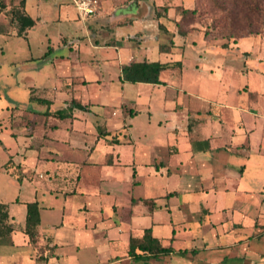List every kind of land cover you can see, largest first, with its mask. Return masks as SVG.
I'll use <instances>...</instances> for the list:
<instances>
[{"label":"crops","instance_id":"crops-1","mask_svg":"<svg viewBox=\"0 0 264 264\" xmlns=\"http://www.w3.org/2000/svg\"><path fill=\"white\" fill-rule=\"evenodd\" d=\"M18 1L5 0L0 35L26 42L24 84L40 110L14 104L0 119V185L14 190L7 201L0 191L12 228L0 264H263L264 143L253 135L264 113L242 92L234 106L226 91L208 101L180 85L184 45L198 33L210 41L177 33L184 0H93L84 21L73 0H25L35 24L24 38L6 14ZM142 61L167 65L160 84L123 81L122 68ZM33 202L36 245L22 231ZM145 230L171 251L130 253Z\"/></svg>","mask_w":264,"mask_h":264},{"label":"rangeland","instance_id":"rangeland-1","mask_svg":"<svg viewBox=\"0 0 264 264\" xmlns=\"http://www.w3.org/2000/svg\"><path fill=\"white\" fill-rule=\"evenodd\" d=\"M180 1L165 0L163 3L173 5ZM184 2L185 6L195 10V15L188 18V24L194 27L193 32H200L203 35L206 31L210 41L206 42L198 33L191 36L195 44L184 45L181 59L184 69L179 71L180 85L187 90L199 92L200 96L208 101L214 100L217 90L226 91L228 104L234 106L240 104L239 93L242 92L247 99L244 104H249L252 111L264 113V0H184ZM40 35L37 34L29 42L33 50L34 46L40 45L42 41L45 43ZM229 35L243 39H239L236 44L231 43V46L235 45L233 48H220ZM25 45L23 39L17 37L9 39L5 35H0V119L6 118L7 111H11L14 104L20 108L40 110L39 104L29 100L30 94L24 84L26 68L23 67L22 61L27 57L20 49ZM177 52L179 51H175L174 55H177ZM244 52L248 53V57L244 56ZM33 54H38L37 49ZM165 70L167 68L163 71ZM163 75L170 77L167 71ZM244 86H247V90L243 92ZM163 91L162 88L153 91L157 95H153L152 103H155V98L161 96ZM32 94L38 93L34 90ZM155 104L159 105L157 101ZM201 104L208 107L206 103ZM158 108L156 106V109ZM260 122L258 124L263 133H260V129L254 133L255 144L261 134L264 143V119H260ZM13 176L16 179L18 174L15 172ZM0 187H2L0 191L3 190L5 193L3 198L6 201L14 197L13 188L1 185ZM0 249L7 254V247L2 246ZM81 256L83 261L88 259L87 253H82ZM69 259L70 256L64 258L62 263L69 264Z\"/></svg>","mask_w":264,"mask_h":264},{"label":"trees","instance_id":"trees-1","mask_svg":"<svg viewBox=\"0 0 264 264\" xmlns=\"http://www.w3.org/2000/svg\"><path fill=\"white\" fill-rule=\"evenodd\" d=\"M6 10L5 0H0V11ZM175 16L174 18L175 27L177 33L180 36L185 37L188 33L194 31V27L188 24V18L195 15L194 9H187L183 6L174 7ZM153 12L155 18L159 19L162 16L167 15L168 7H153ZM6 14L10 17L11 27L16 31L18 37L24 38L26 36L27 30L32 28L35 21L31 19L25 12V0H19L18 4L12 6ZM176 19V20H175ZM186 25H189L186 26ZM205 39H209V35L206 31L203 34ZM243 39V38H239ZM237 38L229 35L226 37V42L222 43L221 48L227 49L231 43L236 44L239 40ZM167 67L166 64L159 62H134L126 65L122 68V79L128 83H148V84H160L159 76L160 73ZM8 212L7 206L5 204H0V238H2L5 233L9 234L12 231L10 225L7 224ZM39 225V212L38 205L36 202L26 204V218L23 225V233L28 237L29 243L36 245L39 239L38 233ZM138 249L144 254H149L152 256H158L161 254H168L171 250L164 248L157 243H154L150 230L144 231V236L140 243L135 244L132 240L130 242V253H134ZM136 255V254H135Z\"/></svg>","mask_w":264,"mask_h":264},{"label":"built area","instance_id":"built-area-1","mask_svg":"<svg viewBox=\"0 0 264 264\" xmlns=\"http://www.w3.org/2000/svg\"><path fill=\"white\" fill-rule=\"evenodd\" d=\"M78 17L84 21L97 13V4L93 0H73Z\"/></svg>","mask_w":264,"mask_h":264}]
</instances>
